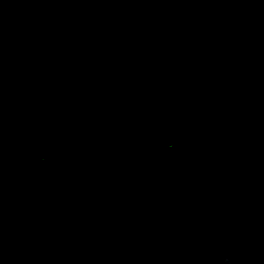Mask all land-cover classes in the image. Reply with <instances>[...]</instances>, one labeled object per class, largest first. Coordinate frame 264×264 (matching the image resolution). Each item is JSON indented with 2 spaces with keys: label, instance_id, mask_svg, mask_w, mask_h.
I'll use <instances>...</instances> for the list:
<instances>
[{
  "label": "water",
  "instance_id": "water-1",
  "mask_svg": "<svg viewBox=\"0 0 264 264\" xmlns=\"http://www.w3.org/2000/svg\"><path fill=\"white\" fill-rule=\"evenodd\" d=\"M0 264H264V0H0Z\"/></svg>",
  "mask_w": 264,
  "mask_h": 264
}]
</instances>
